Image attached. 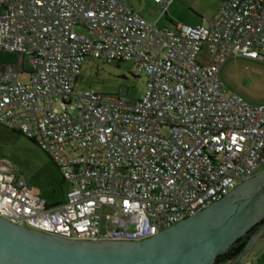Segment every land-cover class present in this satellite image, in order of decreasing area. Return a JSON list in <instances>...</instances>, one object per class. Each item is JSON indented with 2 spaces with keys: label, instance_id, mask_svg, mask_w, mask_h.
<instances>
[{
  "label": "built area",
  "instance_id": "built-area-1",
  "mask_svg": "<svg viewBox=\"0 0 264 264\" xmlns=\"http://www.w3.org/2000/svg\"><path fill=\"white\" fill-rule=\"evenodd\" d=\"M151 23L127 0H0V125L32 140L68 187L47 204L0 160V218L69 240L139 242L264 170V103L227 90L231 56L264 60V0H222L196 25ZM204 52L206 58H199ZM86 57L131 63L140 98L75 91ZM165 130L166 133H162Z\"/></svg>",
  "mask_w": 264,
  "mask_h": 264
},
{
  "label": "water",
  "instance_id": "water-1",
  "mask_svg": "<svg viewBox=\"0 0 264 264\" xmlns=\"http://www.w3.org/2000/svg\"><path fill=\"white\" fill-rule=\"evenodd\" d=\"M259 222L227 264H242L264 233V170L139 242L69 240L0 218V264H213Z\"/></svg>",
  "mask_w": 264,
  "mask_h": 264
},
{
  "label": "rangeland",
  "instance_id": "rangeland-1",
  "mask_svg": "<svg viewBox=\"0 0 264 264\" xmlns=\"http://www.w3.org/2000/svg\"><path fill=\"white\" fill-rule=\"evenodd\" d=\"M132 9L148 22H155L162 7L152 0H127ZM222 0H175L168 4L165 14L157 22L159 28L170 23L196 25L209 19L220 7ZM202 52L199 58L204 60ZM131 63L103 62L86 57L76 80L75 91L94 88L101 93L117 94L128 101L142 96L145 76H132ZM16 70L25 79L31 70L29 58L19 53L0 49V71ZM219 78L227 90L236 91L250 102L264 103V60H249L231 56L222 65ZM162 133H166L165 130ZM5 159L16 168V176L40 192L47 204L63 199L68 185L49 157L33 142L19 132L0 125V160Z\"/></svg>",
  "mask_w": 264,
  "mask_h": 264
},
{
  "label": "trees",
  "instance_id": "trees-1",
  "mask_svg": "<svg viewBox=\"0 0 264 264\" xmlns=\"http://www.w3.org/2000/svg\"><path fill=\"white\" fill-rule=\"evenodd\" d=\"M118 63V62H117ZM1 72V71H0ZM15 131V130H12ZM18 132V131H15ZM20 133V132H19ZM30 140V139H29ZM33 142L32 140H30ZM34 143V142H33ZM260 224H256L253 226L245 235L238 238L231 246H229L224 252H222L220 255H218L213 264H227L231 260H233L241 251L244 244L246 243V240L248 237L253 233V231L256 229V227Z\"/></svg>",
  "mask_w": 264,
  "mask_h": 264
},
{
  "label": "crops",
  "instance_id": "crops-1",
  "mask_svg": "<svg viewBox=\"0 0 264 264\" xmlns=\"http://www.w3.org/2000/svg\"><path fill=\"white\" fill-rule=\"evenodd\" d=\"M242 264H264V233L252 246Z\"/></svg>",
  "mask_w": 264,
  "mask_h": 264
}]
</instances>
